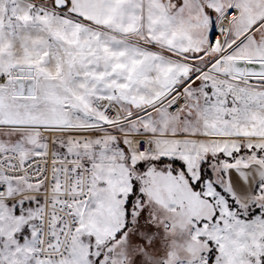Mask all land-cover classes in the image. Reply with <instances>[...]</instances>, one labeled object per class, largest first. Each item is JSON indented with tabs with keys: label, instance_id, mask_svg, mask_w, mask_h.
I'll return each mask as SVG.
<instances>
[{
	"label": "snow or ice",
	"instance_id": "snow-or-ice-1",
	"mask_svg": "<svg viewBox=\"0 0 264 264\" xmlns=\"http://www.w3.org/2000/svg\"><path fill=\"white\" fill-rule=\"evenodd\" d=\"M0 264H264V0H0Z\"/></svg>",
	"mask_w": 264,
	"mask_h": 264
}]
</instances>
